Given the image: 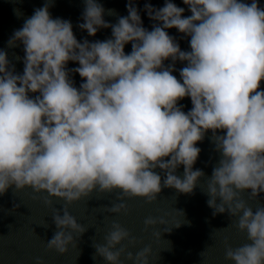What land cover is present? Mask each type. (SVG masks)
I'll return each instance as SVG.
<instances>
[{
	"label": "clouds",
	"instance_id": "9594fccd",
	"mask_svg": "<svg viewBox=\"0 0 264 264\" xmlns=\"http://www.w3.org/2000/svg\"><path fill=\"white\" fill-rule=\"evenodd\" d=\"M82 2L77 27L89 37L110 28V38L77 40L69 20L52 17L54 0H44L7 41L9 48L22 47V73L0 49V196L27 187L47 193L46 206L64 200L53 209L55 231L45 246L63 255L77 247L73 233L80 238L86 231L67 205L93 191H118L119 202L104 206L114 214H127L125 199L152 203L163 188L192 194L205 176L193 170L201 152L196 145L210 132L219 159L202 192L212 216L236 217L248 241L233 248L225 239V259L264 264V206L253 211L242 198L264 193V7L258 0H182L185 16L173 0L160 8L145 2L149 30L137 0H127V15L115 23L104 19L115 12L99 0ZM173 28L189 50L169 34ZM72 74L81 78L79 87ZM184 98L191 101L187 112ZM156 223L146 218L145 229ZM104 240L92 244L93 260L122 264L124 255L132 264H149L150 247L135 254L117 248L124 240L136 244L120 223H111Z\"/></svg>",
	"mask_w": 264,
	"mask_h": 264
},
{
	"label": "water",
	"instance_id": "95a60500",
	"mask_svg": "<svg viewBox=\"0 0 264 264\" xmlns=\"http://www.w3.org/2000/svg\"><path fill=\"white\" fill-rule=\"evenodd\" d=\"M99 2L105 10L113 9L115 12V15H107L106 11L104 19L109 23H115L118 17L127 15V0ZM145 2L160 8L164 0L136 2L135 6L140 11L143 26L151 30L153 22L144 11ZM173 2L179 7H185V16L190 15L182 0ZM43 3L44 0H23L22 3L0 0V49L7 52V58L15 65L17 73L23 71L24 53L20 46L9 48L7 41L14 30L22 26L24 19L31 16L34 9L42 7ZM258 3L264 7V0H258ZM83 8L82 0H54L49 11L53 18L59 17L72 23L77 40L103 41L110 38V28L100 29L95 36L89 37L86 31L77 27L78 23L83 22L81 19ZM13 9H19L23 15L18 18ZM167 31L177 38L181 50H189L187 38L182 39L181 34L174 28ZM130 51L129 43L125 46V52ZM16 56L21 57V60H16ZM167 63L169 61L165 62ZM67 67H78V64L69 62ZM181 67L183 64L177 62L175 65L177 71L173 72L178 79V69ZM71 78L75 86L79 87L82 82L79 75L72 74ZM261 89L264 90V82L261 83ZM180 104L184 106L185 112L191 108L189 98H184ZM210 135V132L206 133L205 139L196 145L201 152L193 165V170L201 169L205 176L198 180L197 187L190 195L179 194L175 189L163 188L152 203H147L140 197L125 199L124 202L128 205L127 214H114L105 210V205L110 207L112 203L119 202L116 200L118 191L102 194L93 191L89 197L67 205L68 212L86 231L80 238L73 233L77 247L69 245L68 251L63 255L55 250H46L45 246L55 231L51 219L53 209H61L65 206V201L52 198V205L46 206L43 197L47 193H34L27 187L20 191H12L10 188L6 194L0 196V264H36L37 257L40 258L41 264H106L100 257L92 259L95 252L92 244L105 243L104 237L113 221L120 223L136 238L134 246L128 245V241L124 240L117 248L126 246L128 251L135 254L146 246L150 247L149 264H233L232 261L225 259V239L233 248L248 241L246 233L239 232L235 227L236 217H229L227 213L213 217V210L207 206L208 197L202 191L206 190L208 176L219 159V154L214 151V145L210 142ZM182 173L183 166L177 169V175L182 176ZM248 196L247 192L242 193V198L253 211L264 206V193L254 200ZM148 217L156 219L157 223L145 229L144 220ZM160 220L164 223L160 224ZM179 224V227H174ZM168 230L170 232H165ZM120 260L122 264H132L124 255Z\"/></svg>",
	"mask_w": 264,
	"mask_h": 264
}]
</instances>
